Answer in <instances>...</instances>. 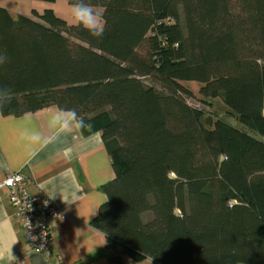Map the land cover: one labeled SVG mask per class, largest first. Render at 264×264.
Segmentation results:
<instances>
[{
    "label": "trees",
    "instance_id": "1",
    "mask_svg": "<svg viewBox=\"0 0 264 264\" xmlns=\"http://www.w3.org/2000/svg\"><path fill=\"white\" fill-rule=\"evenodd\" d=\"M84 2L102 37L0 6L2 113L56 106L102 133L115 177L93 225L109 264H264V0ZM187 98H221L247 130Z\"/></svg>",
    "mask_w": 264,
    "mask_h": 264
},
{
    "label": "crops",
    "instance_id": "2",
    "mask_svg": "<svg viewBox=\"0 0 264 264\" xmlns=\"http://www.w3.org/2000/svg\"><path fill=\"white\" fill-rule=\"evenodd\" d=\"M10 172L21 173L30 196H46L66 218L51 221L48 260L27 245L8 189L0 186V264H109L107 237L93 225L107 200L103 186L115 177L100 131L86 133L72 112L56 106L22 116L0 110V185Z\"/></svg>",
    "mask_w": 264,
    "mask_h": 264
},
{
    "label": "built area",
    "instance_id": "3",
    "mask_svg": "<svg viewBox=\"0 0 264 264\" xmlns=\"http://www.w3.org/2000/svg\"><path fill=\"white\" fill-rule=\"evenodd\" d=\"M8 189L9 201L24 231V239L32 251L51 256L54 218H66L65 212L46 196L34 198L27 189L26 178L19 172H10L0 185Z\"/></svg>",
    "mask_w": 264,
    "mask_h": 264
},
{
    "label": "rangeland",
    "instance_id": "4",
    "mask_svg": "<svg viewBox=\"0 0 264 264\" xmlns=\"http://www.w3.org/2000/svg\"><path fill=\"white\" fill-rule=\"evenodd\" d=\"M0 6H7L10 8L12 15L17 17L19 13L23 15L33 17V9H37L43 12L46 9H53L54 12L61 18L67 20L69 24H78V22L73 19L72 16V5L68 3L67 0H55V1H45V0H0ZM92 10L97 12L99 15L102 14V10L99 7H92ZM103 20H100V26L103 27ZM185 84L193 89L197 95H199V90L201 84L196 81H188ZM189 104L202 109L205 113V117H210L213 121L217 119H223L232 125L240 129L245 128L239 121L235 120L232 116L228 115L229 108L226 106L221 98H214L211 100L212 106L202 103L197 98H187ZM206 120V119H205ZM257 138L264 141V136L260 134L253 133ZM128 259V258H127ZM130 264H155L153 260H142L140 262H134L130 260Z\"/></svg>",
    "mask_w": 264,
    "mask_h": 264
},
{
    "label": "clouds",
    "instance_id": "5",
    "mask_svg": "<svg viewBox=\"0 0 264 264\" xmlns=\"http://www.w3.org/2000/svg\"><path fill=\"white\" fill-rule=\"evenodd\" d=\"M72 16L80 25L89 30L95 37L103 36V28L100 26V15L92 10V6L84 0H75L72 4ZM6 53L0 52V65L7 62Z\"/></svg>",
    "mask_w": 264,
    "mask_h": 264
}]
</instances>
